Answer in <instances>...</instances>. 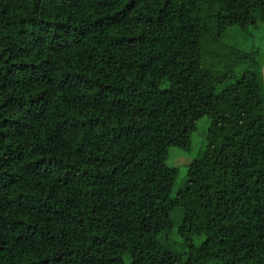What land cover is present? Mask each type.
I'll use <instances>...</instances> for the list:
<instances>
[{
  "label": "trees",
  "instance_id": "obj_1",
  "mask_svg": "<svg viewBox=\"0 0 264 264\" xmlns=\"http://www.w3.org/2000/svg\"><path fill=\"white\" fill-rule=\"evenodd\" d=\"M260 23L264 0H0V264H264V57L223 41Z\"/></svg>",
  "mask_w": 264,
  "mask_h": 264
},
{
  "label": "rangeland",
  "instance_id": "obj_2",
  "mask_svg": "<svg viewBox=\"0 0 264 264\" xmlns=\"http://www.w3.org/2000/svg\"><path fill=\"white\" fill-rule=\"evenodd\" d=\"M224 43L237 48L240 51L250 53L252 51H259L264 57V23H260L257 29L250 28L248 31H243L238 27L227 31L223 37ZM264 76V68H263ZM209 127V119L204 118L199 122L198 134L194 136V149L191 153H185L177 149L170 150V158L168 165L173 166L179 170V177L173 189L172 195L175 196L180 190L183 182L187 177L189 166L195 160L201 151L205 135ZM174 224L180 227L184 220V211L178 209L171 215ZM204 238H196L195 242L200 245ZM168 245L171 250L177 251L183 245V241L179 236L173 235L168 239Z\"/></svg>",
  "mask_w": 264,
  "mask_h": 264
}]
</instances>
